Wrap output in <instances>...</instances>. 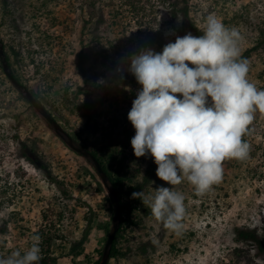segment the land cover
Here are the masks:
<instances>
[{
  "label": "rangeland",
  "instance_id": "1",
  "mask_svg": "<svg viewBox=\"0 0 264 264\" xmlns=\"http://www.w3.org/2000/svg\"><path fill=\"white\" fill-rule=\"evenodd\" d=\"M187 3L202 33L206 18L215 15L239 32L241 57L257 47L246 57L247 79L264 90V0ZM183 7L179 3L178 8ZM170 8L163 0H0V38L17 75L61 127L105 159L112 173L119 170L116 157L124 162L118 189L122 203L135 205V210L125 213L130 223L109 264H264V255H258L256 247L244 248L235 234L237 228H264V112H254L242 137L250 145L247 158L225 159L221 181L203 195H197L186 178L175 186L160 180L152 170L153 158L133 153L135 129L127 115L141 85L127 71L129 57L144 48L162 51L147 39L141 43L144 37L138 29L145 36L153 27L164 44L189 33L180 10L170 24ZM117 9L125 16L112 17ZM102 14L105 24L96 32L101 42H91L89 30ZM116 47L124 51L97 61L103 49L115 52ZM82 50L88 73L99 75L87 83L77 70ZM79 88L95 102L90 124ZM24 151L38 158L45 172L22 158ZM159 186L173 187L185 197L179 232L157 221L140 199L131 198L136 187L147 196ZM113 212L97 171L67 147L0 70V225L9 222L7 234L0 236V257L23 254L40 231L54 238L52 244L41 239L42 257L49 254L55 264H94L104 250ZM84 233L82 245L70 252Z\"/></svg>",
  "mask_w": 264,
  "mask_h": 264
},
{
  "label": "clouds",
  "instance_id": "2",
  "mask_svg": "<svg viewBox=\"0 0 264 264\" xmlns=\"http://www.w3.org/2000/svg\"><path fill=\"white\" fill-rule=\"evenodd\" d=\"M239 40L235 28L209 15L202 35L189 32L160 52L144 48L129 57L127 71L141 85L127 115L135 129L133 153L152 157L156 176L171 186L186 178L203 195L221 181L225 159L249 154L242 137L254 112H264V90L248 81ZM131 198L140 199L166 228L182 229L185 197L173 187H156L147 196L133 192ZM32 241L23 254L0 257V264H40L41 237Z\"/></svg>",
  "mask_w": 264,
  "mask_h": 264
},
{
  "label": "trees",
  "instance_id": "3",
  "mask_svg": "<svg viewBox=\"0 0 264 264\" xmlns=\"http://www.w3.org/2000/svg\"><path fill=\"white\" fill-rule=\"evenodd\" d=\"M163 2L164 3H167L169 6H171V8L168 10V15L171 18V23L170 24H173V20L177 17V11L180 10L182 12V15H183V20L182 21H183L185 30L187 32L192 33V35H194V36H199V35H202L203 34L201 32V30L195 25V23L193 22V20H191L190 13H189V9H188L187 0H179V3H183L184 4V7L183 8H178L179 3L178 2H174L173 0H163ZM124 4H126V3H124ZM127 5L130 8V5L128 3H127ZM131 9H132V7H131ZM124 13L125 12L123 11V9H117L116 11H113L112 12V17H116V18L124 17L125 16ZM103 16L104 15L102 14L101 15V18H98L93 23V25H92L93 27H91L90 30L88 29L89 30V33L91 35V39H90L91 42H98V43L101 42V39L96 34V32H98L101 29L102 25L105 24L104 23L105 18ZM109 16L111 17V13L109 14ZM112 20H114V19H112ZM110 24H111V22H110ZM84 28H87L86 25L84 26ZM136 33L139 36L144 37V38L141 39L142 40V41H140L141 43H143V40L144 39H147L149 41V44L151 46H157L161 50H162L163 46L165 45L163 43V40L160 39V36H162V34L159 33L158 31H155L153 27H150L147 35H145V36L143 35L144 31H142V29H138V31ZM120 48L121 47H116V51L115 52H111L108 49H103V51H101L100 54H98L96 56L97 61H99L100 58L102 59L101 61H104V60H108L113 55H119L121 52L124 51V50H121ZM256 48L257 47H255V48L247 51L246 53H244V55L241 58H246L248 55H250L251 51L256 50ZM5 53H6V56H7V60L9 62V66H10V68H11L14 76L17 78V80L21 84H23V85H25L26 87L29 88L28 82L25 83L23 81V79H21L17 75V73H16V71L14 69L13 63L11 62V58H10V56H9V54H8V52L6 50H5ZM86 58H87V56L84 53V51L82 50L79 53V56H78L77 70H78V73L82 76L84 82L87 83L90 80L97 79L99 75H98V73L96 71H93L94 72V75H92V76L88 73V69L86 67V64H87L88 60ZM0 70L4 74V71H3V67H2L1 62H0ZM11 86L21 96V98H23L25 101H27L22 96V94L12 84H11ZM32 94L42 103V101L40 100V98L35 93L32 92ZM78 95L84 97V110H85L84 115L86 117L87 123L90 124L93 121V119H94V113H93L94 112L93 111L94 104L93 103H95V102L92 101V99H91L88 91H86L83 88H79ZM29 105H30V103H29ZM42 105L44 106L43 103H42ZM73 140L76 143H78L79 145H81L82 147L88 149L98 159V161L101 164L102 168L107 173L108 177L110 178V180L114 184L115 188L117 189L118 195H119L120 200H121V193H120L118 187H119V184L121 182V179H120L121 169L122 170L124 169V162H123V160L122 159H118L116 157V160H117L118 165H119V170L116 173H112V171L105 164V159L99 157L96 151L90 149V147L88 145L80 144L76 138H73ZM21 156H22V158H24L25 160H27L29 163L34 164L37 169L42 170V171L45 170L46 167H43L45 165H41L39 159L38 158L35 159V157H33L30 154V152L24 151ZM156 168H157V165L154 163V166H153L152 170H156ZM149 174L151 175L152 174V171H150ZM137 188L138 187L132 189V192H136ZM6 200H8L9 202H11L12 199H11V197H7ZM121 205H122V210H121L122 211V224H121L120 231L118 232L117 237H116L115 242H114V246H113L112 253H111V259H113V258H115L117 256V254H118V250H117L118 239L121 236V234L124 232V230L126 229L127 225L130 223L129 218L125 217V213L127 211L132 212L133 210H135V205L126 206V205H124L122 203V201H121ZM113 206H114V204H113ZM142 211L146 215H149V211H147V209H143ZM113 214H114V212H113ZM8 227H9V222L3 220L2 223H1V225H0V236H3L5 234H7ZM110 231H111V229H110ZM110 231H109V233H110ZM235 234H236V241L244 244V246H245L244 248H247V247H250V248L251 247H256L257 254L258 255H264V228H262V229H252V228H248V227L237 228V229H235ZM35 235H39L41 237V239H44L43 241L46 242V243L52 244L53 241H54V238L53 237L45 236L44 233L43 232H40V231L38 233H36ZM86 236H87V233H84L83 234V237L79 241H77L78 243L77 242L76 243H73L71 245L70 252H75L76 249H78L82 245V242L84 241V239H85ZM108 236H109V234H108ZM237 252L238 253L243 252V249H237ZM102 254H103V251L101 253V257H102ZM249 254H250V252H249ZM99 261H97L94 264H98ZM40 262H43L45 264H55L56 259L54 257H51L48 254V255L43 256V258H42V260Z\"/></svg>",
  "mask_w": 264,
  "mask_h": 264
},
{
  "label": "water",
  "instance_id": "4",
  "mask_svg": "<svg viewBox=\"0 0 264 264\" xmlns=\"http://www.w3.org/2000/svg\"><path fill=\"white\" fill-rule=\"evenodd\" d=\"M0 62L3 67L4 74L8 81L22 94V96L30 103L32 108L43 118L47 125L54 131V133L67 145L73 152L82 156L87 160L97 171L105 189L109 193L113 204L114 214L112 216V227L107 238L102 257L98 264H108L111 259V253L114 246L115 239L120 231L122 224V205L118 195L117 189L108 177L107 173L102 168L98 159L86 148L76 143L73 138L61 127V125L52 117V115L45 109L42 103L32 94L30 89L21 84L14 76L7 56L5 53V46L0 38ZM40 264H45L40 262Z\"/></svg>",
  "mask_w": 264,
  "mask_h": 264
}]
</instances>
